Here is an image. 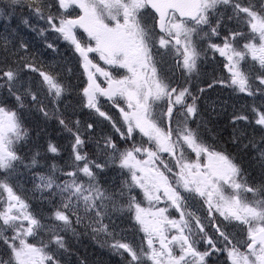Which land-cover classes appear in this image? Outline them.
<instances>
[{
	"label": "snow or ice",
	"instance_id": "snow-or-ice-1",
	"mask_svg": "<svg viewBox=\"0 0 264 264\" xmlns=\"http://www.w3.org/2000/svg\"><path fill=\"white\" fill-rule=\"evenodd\" d=\"M0 264H264V0H0Z\"/></svg>",
	"mask_w": 264,
	"mask_h": 264
},
{
	"label": "rangeland",
	"instance_id": "rangeland-1",
	"mask_svg": "<svg viewBox=\"0 0 264 264\" xmlns=\"http://www.w3.org/2000/svg\"><path fill=\"white\" fill-rule=\"evenodd\" d=\"M216 94H220L222 95L221 93H216ZM224 97H226L225 95H223ZM237 97V101H235V98L234 97ZM227 98V97H226ZM246 102V99L243 98V94H236V95H233L231 98H230V103L233 104L235 103L238 107L240 106H243ZM230 105V104H229Z\"/></svg>",
	"mask_w": 264,
	"mask_h": 264
},
{
	"label": "trees",
	"instance_id": "trees-1",
	"mask_svg": "<svg viewBox=\"0 0 264 264\" xmlns=\"http://www.w3.org/2000/svg\"><path fill=\"white\" fill-rule=\"evenodd\" d=\"M221 94H224L227 98L229 97V93L228 92H224V93H221ZM230 98H229V104L231 105ZM85 243H88V242L86 241ZM89 250H91V249L89 248Z\"/></svg>",
	"mask_w": 264,
	"mask_h": 264
}]
</instances>
